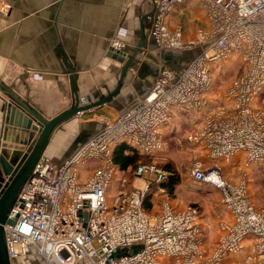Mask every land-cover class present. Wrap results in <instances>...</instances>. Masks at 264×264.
<instances>
[{
  "label": "built area",
  "instance_id": "built-area-1",
  "mask_svg": "<svg viewBox=\"0 0 264 264\" xmlns=\"http://www.w3.org/2000/svg\"><path fill=\"white\" fill-rule=\"evenodd\" d=\"M183 0H153V43L161 50H199L181 69L161 64L153 86L100 127L61 163L42 156L14 200L5 224L11 261L32 257L42 264H264V206L248 193L246 167L264 163V0H200L210 22L195 41L184 42L167 15ZM1 9L6 3L0 0ZM127 46L121 38L110 49ZM238 56L241 71L224 89H214V71ZM188 116L184 139L209 160H192L187 174L218 190L223 216L218 235L207 241L199 206L176 207L160 184L170 173L155 162L139 163L130 185L113 161V149L127 143L155 156L164 133ZM242 154L232 181L219 161ZM116 179L114 192L106 190ZM152 195L147 199L148 193ZM161 198L157 202L156 194ZM110 200V202L108 201ZM158 210L145 207V200ZM127 247L126 252L112 254Z\"/></svg>",
  "mask_w": 264,
  "mask_h": 264
},
{
  "label": "crops",
  "instance_id": "crops-1",
  "mask_svg": "<svg viewBox=\"0 0 264 264\" xmlns=\"http://www.w3.org/2000/svg\"><path fill=\"white\" fill-rule=\"evenodd\" d=\"M3 1L8 7L0 10V118L2 104L11 97L47 118L73 105L66 63L77 72L75 88L80 104L107 94L116 86L122 67L113 58L110 40L118 37L126 41L122 52L128 58L139 42L141 29L145 34L144 45L129 65L119 93L75 116L79 118L76 125H69L71 118L53 131L44 152L53 163L68 158L97 131L102 118L112 119L141 99L153 86L161 64L181 69L199 50L197 45L178 52L156 47L150 34L153 0ZM199 1L183 0L166 17L167 26L180 29L184 42L195 41L199 30L210 27ZM183 120L191 127L189 119L176 120V126ZM201 160L210 164L208 159ZM148 210H158V204L151 203ZM35 261L19 257L12 264Z\"/></svg>",
  "mask_w": 264,
  "mask_h": 264
},
{
  "label": "water",
  "instance_id": "water-1",
  "mask_svg": "<svg viewBox=\"0 0 264 264\" xmlns=\"http://www.w3.org/2000/svg\"><path fill=\"white\" fill-rule=\"evenodd\" d=\"M144 41L145 34L141 29L139 42L128 58H125L126 55L122 51L113 52V58L122 63L117 84L107 94L97 96L89 103L80 104L75 88L77 72L66 63V68L70 73L71 90L75 97V102L70 107L47 118L28 103L19 101L15 97H11L10 102L2 104L0 118V264H12L6 247L4 229L5 224L13 222L8 217V212L35 164L44 156L53 131L66 120L103 105L116 96L129 65L143 47Z\"/></svg>",
  "mask_w": 264,
  "mask_h": 264
},
{
  "label": "rangeland",
  "instance_id": "rangeland-1",
  "mask_svg": "<svg viewBox=\"0 0 264 264\" xmlns=\"http://www.w3.org/2000/svg\"><path fill=\"white\" fill-rule=\"evenodd\" d=\"M1 6L2 5H0L1 11L6 10L8 7L6 4L4 8L1 9ZM241 69V62L239 57L236 55L230 57L219 68L215 69L213 83L216 92L220 93L224 87H226L230 81L240 73ZM80 115L76 117H80ZM76 117L70 120V126L76 125V122L79 121V118ZM188 118L189 117L187 115L183 116V119ZM189 128V124L183 120L180 125L175 126L172 130L171 128L166 130L164 133L165 147L151 160L161 165L170 163L174 167V171L179 174L181 182L180 185L174 189L171 196L168 193V197L178 208L191 204H196L201 208L203 215L202 221L207 226V241L208 243H212L218 235L216 223L218 219L223 216L222 207L219 202L220 196L218 194V190L203 183L192 181L188 177L187 167L192 160L207 159L205 157V152L200 147L184 142L185 133L189 130ZM242 162L243 156L242 154H239L231 157L229 161L221 160L219 161V164L229 178L232 181H236L240 170L244 168ZM131 168H133V166ZM245 172L247 174L248 193L251 200L257 207L264 206V163L250 165L249 167H246ZM125 176L128 178V183L130 185H136L138 182V179L131 176L129 171L125 173ZM116 183L117 181L114 179L108 186L106 190L108 198L114 192ZM156 196L158 197V202L161 198V194L158 193ZM108 201L110 202L109 199ZM126 248L127 247L118 249L112 254V256L116 257L119 252L125 253ZM32 264L42 263L40 260L36 259V261L32 262Z\"/></svg>",
  "mask_w": 264,
  "mask_h": 264
},
{
  "label": "trees",
  "instance_id": "trees-1",
  "mask_svg": "<svg viewBox=\"0 0 264 264\" xmlns=\"http://www.w3.org/2000/svg\"><path fill=\"white\" fill-rule=\"evenodd\" d=\"M154 157L155 156L150 157V156L139 154L134 148H132L125 142L118 143L113 149V161L118 166V169L122 175H125V173L129 171L130 175L133 176V170L137 167L139 163L152 162L151 159H153ZM155 163L159 167L167 170L170 173L168 178L164 180L160 185L163 186L167 190L169 195L171 196L174 192V189L178 185H180V182H181L180 176L178 173L174 171L175 169L170 163H166L164 165H161L157 162ZM132 166L133 168H131ZM151 192L152 191L148 193L149 195L147 199L150 197ZM147 199L145 200L144 204H145V207L148 209L150 208V203L147 201Z\"/></svg>",
  "mask_w": 264,
  "mask_h": 264
}]
</instances>
